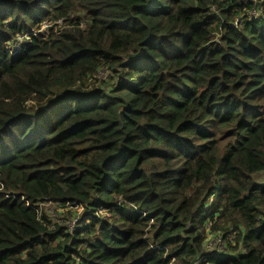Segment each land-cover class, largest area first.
Here are the masks:
<instances>
[{"label":"trees","instance_id":"trees-1","mask_svg":"<svg viewBox=\"0 0 264 264\" xmlns=\"http://www.w3.org/2000/svg\"><path fill=\"white\" fill-rule=\"evenodd\" d=\"M260 174L264 0H0V264H264Z\"/></svg>","mask_w":264,"mask_h":264},{"label":"built area","instance_id":"built-area-1","mask_svg":"<svg viewBox=\"0 0 264 264\" xmlns=\"http://www.w3.org/2000/svg\"><path fill=\"white\" fill-rule=\"evenodd\" d=\"M257 16H258L257 12L254 11L253 15L251 16V18H256ZM238 23L239 22H236L235 26H237ZM51 27H53V25H47V27H44L43 30H41V31H47ZM48 204L57 205V204H54L52 202H48V203H45V204H42V205L39 204V205L35 206V211H36V213L38 215V219H40L41 218V214H42V208L45 209L46 210V215L49 218V220L54 222V216L52 214L51 208L46 206ZM27 206L29 207L30 204H27ZM57 206L60 207V208L70 207L72 210L77 211L76 213H73L71 215V217L73 219L71 220L70 224L67 227L69 232L73 233L77 229V225H78V221H79L80 217L83 215L82 214L83 213V208L79 207V206H71V205H65V206L57 205ZM97 214L105 215L104 214V210H102V209L98 210ZM214 236H215V243H213L211 241ZM213 237H209L205 241L206 252L216 253V254L225 252L226 251V246H225L226 240L224 241L223 238L221 237V235H217V236L213 235Z\"/></svg>","mask_w":264,"mask_h":264},{"label":"rangeland","instance_id":"rangeland-1","mask_svg":"<svg viewBox=\"0 0 264 264\" xmlns=\"http://www.w3.org/2000/svg\"><path fill=\"white\" fill-rule=\"evenodd\" d=\"M262 3V2H261ZM258 2H255V5H257ZM254 10V9H253ZM251 11L250 13L247 14L248 16V20L252 19L251 16L253 15V12H257V14L259 15V12H261L260 10V5L256 6V10L254 11ZM259 11V12H258ZM51 25V24H49ZM44 27H47V25H44ZM43 27V28H44ZM51 29V28H50ZM43 30V29H42ZM49 30V29H48ZM56 31V30H55ZM19 43H22L25 39L24 38H19ZM107 75L106 73L105 74H102L100 77L101 78H105ZM257 180L260 181V180H264V176H262V174L258 175L257 177ZM47 207L51 208V211H52V214L54 216V223L56 224H59V225H62L64 227H68V225L70 224L71 220L73 219L70 215H69V212H72V213H76L77 211L75 210H72L70 207H65V208H60L58 207L57 205H46ZM213 243H215V236L213 237V239L211 240Z\"/></svg>","mask_w":264,"mask_h":264}]
</instances>
